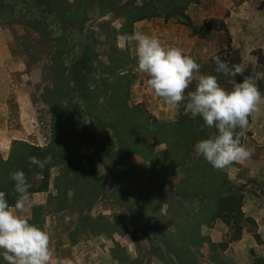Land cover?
Instances as JSON below:
<instances>
[{
    "label": "trees",
    "instance_id": "16d2710c",
    "mask_svg": "<svg viewBox=\"0 0 264 264\" xmlns=\"http://www.w3.org/2000/svg\"><path fill=\"white\" fill-rule=\"evenodd\" d=\"M195 1L197 0H142L139 4L138 0H130L127 5L123 6L119 5L122 0H108L107 2L112 7H118L117 16L125 18L122 29L116 30L117 35L119 33L128 36L133 33V26L136 22L161 17V8L165 10L164 17L166 20L174 17L181 18L195 34H199L203 29L229 33L225 21L222 20H206L203 28L195 26L186 14L188 6ZM10 9L13 11L11 12ZM2 10L5 11V14H2L4 13L1 12ZM86 17L87 14L82 11L80 6V0L74 4L68 0H0V26L16 23L26 25L38 33L40 32L45 41L55 42L57 51L53 57V67H56L53 75L54 80L62 82L63 89L47 86L42 94L43 103L49 106L53 113L50 142L46 146H37L27 141L14 140L8 159L5 160L0 153V191L8 193L11 205H14L17 199V194L14 192V182L10 179L12 171L23 170L25 172L32 185L30 193L33 197L36 193L47 192L51 184L52 170L59 166L63 167L64 173L58 175L54 181L57 194H50L46 205L31 206V217L28 219L41 228H44L46 217L49 214L65 210V201L69 191L74 192L73 199L75 201L82 200L85 196L91 197L90 204L79 208L81 216L85 209H90L92 204L105 192L106 177H99L91 165L86 168L80 154H72L70 139L80 141L89 148L99 146L101 142L104 145V158L110 176L117 183V172L112 167L113 165L111 167L110 165L118 157L125 159L134 153L148 154L149 139H153L156 143H166L170 154L173 156L171 162L184 167L195 150L194 145L199 140L212 135L199 117L192 118L190 115L181 114L179 120L174 124H160L140 106H130V88L135 81V76L128 70L121 71L113 80L103 78L100 87L93 91L89 90L85 96L83 91L87 86L86 71L79 78L84 81V84L79 83L75 78L79 72L72 77L69 73L71 69L70 60L75 59V57L84 60L83 66L85 68L94 66L93 46L88 44V39L82 32ZM254 54L257 56L259 64L264 66V54L261 51L254 52ZM136 62L137 60H131L128 63L132 65ZM119 67L120 70L126 69L127 63L121 64ZM194 88L195 86L192 85L191 89ZM99 90L105 91L106 96L102 95V100L95 103L94 99ZM59 93L60 96L58 97ZM62 100L69 102L72 107L70 112L78 118L79 126L76 125L77 129L74 133L70 131V121L65 118L66 110L61 104ZM152 124L154 128L150 127ZM132 130L136 131L134 137H132L134 132L130 133ZM49 155L52 157V163L43 170L30 165L28 162V158L31 156L42 160ZM189 169V181L193 179V183H196V180L200 179V185L199 188L189 187V191L184 192V194L201 196L199 209L196 208V203V210H194L196 213L194 212V216L190 218L198 220L195 222L198 228L203 223L212 224L217 219L222 220L234 229L231 241L240 240L243 233L242 205L245 186L234 190L235 186L229 180L225 169H214L202 156ZM37 175H41L42 178L35 182L34 177ZM197 175L198 178H196ZM116 193L125 196L127 202L137 201V196L132 192L129 196L126 189L120 191L116 189ZM139 201L143 203L141 200H138V203ZM127 210L130 211L132 218L130 225L143 231V235L155 243V248L159 253L167 252L170 254L171 248L175 252L181 249V244L178 245L180 248H176L174 242L166 239L167 229L161 228V239H158L156 233L152 234L140 216L138 208L130 207ZM119 220H123L124 226L127 227L124 214L108 218L102 215L96 219L83 218L81 220L82 225H79L76 234L89 231L92 235L105 233L111 238L114 233L131 235L127 229L124 232L118 229ZM188 232L197 233L192 228ZM190 243L192 244V242ZM137 246L140 248L139 244ZM221 246L224 247L227 244ZM210 247L215 248L216 245L210 243ZM113 251L121 264L129 261L125 250L118 243H116ZM172 259L178 264L186 263L178 255ZM0 264H4L2 258H0ZM190 264L195 263L190 262ZM255 264H264V258H255Z\"/></svg>",
    "mask_w": 264,
    "mask_h": 264
},
{
    "label": "crops",
    "instance_id": "0c3cea01",
    "mask_svg": "<svg viewBox=\"0 0 264 264\" xmlns=\"http://www.w3.org/2000/svg\"><path fill=\"white\" fill-rule=\"evenodd\" d=\"M68 1L72 4L77 2V0ZM129 2L130 0H122L119 5H127ZM141 2L142 0H138L139 4ZM231 2L233 3V0H226L222 8L220 0H199V3L197 0L188 6L186 14L195 26L203 28L207 18H224L226 16L224 14L231 9ZM160 14L161 17L159 18L136 22L133 26V32L142 31L158 37L167 46L179 47L200 65H203L206 60L213 57L217 49L221 47L219 40L207 39L208 30L203 29L199 34H195L181 18L174 17L166 20L164 8L160 9ZM236 15V9H232L231 17L225 20V24L230 35L231 48L240 57L238 66L242 69L243 74L238 75L231 82L233 83L231 89L236 83L241 82L244 77H248L264 93V66L259 64L257 57L253 55L254 51H262L264 54V10L259 11L256 15H246L245 12V16L251 18L249 20L245 18L237 27H234L233 19ZM89 19L86 23L84 22L82 32L85 31V24L87 25L90 21ZM117 21L119 26L116 30L120 31L125 24V18L118 16ZM117 37L118 48L131 53L132 60H136L134 42L130 43L126 39V35L118 33ZM2 43L4 42L0 40V64L4 63L8 57V53H5L6 47H2ZM211 49H215V51L208 52ZM9 65L10 62L6 66L9 68ZM132 66L131 72L135 76V83L132 87L129 105L144 104L143 110L148 111L160 124L176 123L180 118L179 107L165 104L161 99L155 97L146 85H142V81H145L147 77L138 71L137 62L132 63ZM200 74L206 75L201 69ZM150 127L153 128V124ZM241 139L242 144L252 150L251 157L244 162L233 163L225 169L229 180L235 186L234 190L245 186L242 205L243 233L240 240L231 241L234 229L222 220L217 219L212 224L203 223L198 228L195 221H185L180 216L181 213L177 215V213L174 214L170 210L174 207L172 206L174 203L175 207L178 205L187 207L185 205H189L195 213L196 211L194 210H196L197 203L196 208L199 209L201 196L196 197L184 194V192L189 191V168L195 164L189 162L184 166L185 168L175 165L171 162V157L173 156L170 154L168 145L166 143H156L153 139H149L148 154L134 153L124 159V163H122L124 169L120 170L118 168V182L115 183L117 185L115 187L110 186L109 178L111 177L107 176L106 172L91 165L96 169L99 177H106V188L105 192L92 204V207L85 209L82 216L79 213L80 203L75 204L82 200L75 201L73 199L74 192L69 191L65 201V210L59 213H51L46 217L44 228L51 235V247L54 252L51 264H121L113 251L116 243L125 250L129 260L125 264H178L172 259L175 255L183 258L186 261L185 264H190V262L195 264H255V258H264V195L261 193L264 190V103L261 104V112L259 114H253L249 117V126L243 132ZM14 140L21 139L14 136L9 142H5L4 148L0 147V153L5 160L8 159ZM7 146L9 148L5 150ZM5 154H7L6 157H4ZM84 155L86 154L80 153L82 159L87 157ZM83 164L86 168L88 167V164L84 162ZM168 173L171 174L169 175ZM57 176L52 175L51 184L47 192L33 195L31 206L46 205L50 194H57L54 187V181ZM37 177L39 180L42 178L41 175H37ZM196 178H198V175ZM116 189L119 191L126 189L129 196L132 192L137 196V201L132 200L130 203L126 201L125 197L124 203L117 205L118 203L112 200L111 208L107 206L101 208L99 205L100 200L105 196L112 198ZM138 195H141L145 201L141 202L140 206H137L138 200L141 199ZM157 200L164 201L163 203H156ZM101 205L104 204L101 203ZM31 206L26 212L27 218L31 217ZM130 207L138 208L140 216H142L143 212L145 214L157 210L162 215L168 216V222L170 221L168 224H171L169 226L173 228H166L167 231H170L166 234V239L174 242L176 248H180L178 245L181 244V249L175 252L171 248L170 254L167 252L161 254L156 250L155 243L144 235L138 241L140 246L138 248L129 234L114 233L112 238L105 233L92 235L89 231L76 234L79 226L77 228L72 227L70 230L66 226L67 223L61 222L63 219L62 215L67 213L68 210L74 209V212H77L82 220L87 218L85 213L88 212L91 218L95 219L94 212L97 208L102 209L103 214L109 213L112 208H117L119 215L124 214L127 224H130L132 218L130 211L127 210ZM103 214H99V216H105ZM81 222L78 225H82ZM161 225L155 230L158 239H161L160 237L162 236L161 233H158L161 232ZM191 228L196 230L197 233L188 232ZM210 243L215 244L216 247H210ZM222 244H227V246L223 247L221 246ZM141 246L144 247V250L141 249ZM161 257H164V259H161Z\"/></svg>",
    "mask_w": 264,
    "mask_h": 264
},
{
    "label": "rangeland",
    "instance_id": "374dc122",
    "mask_svg": "<svg viewBox=\"0 0 264 264\" xmlns=\"http://www.w3.org/2000/svg\"><path fill=\"white\" fill-rule=\"evenodd\" d=\"M107 1L108 0H80V6L82 7L83 12L87 14L84 22L86 23L90 18V21L87 23V25L85 24L84 34L88 39V44L93 46L92 51L94 58H92L94 66L85 68V66H83L84 60H82L80 57H75V59L70 60L71 69L69 75L72 77L76 75L77 72H79V75L75 78H77L79 83L82 82V84H84V81H81L79 78L81 77V74L86 71L87 86L83 91L85 96L89 90L93 91L100 87L103 78L106 77L113 80V78H116V76L119 75L121 71H131L133 67L128 63L132 60L131 53L118 48V37L116 32V29L119 26L117 21L118 16L116 15V10L118 7H112ZM220 2H222L221 7L223 8L226 0H220ZM207 4H209V2H207ZM230 4L231 9L225 14L223 13L226 15L224 18L217 19V17H214L213 19L225 21L227 18L231 17V10L236 9L237 15L233 19V26L237 27L242 22V20H245V18H248V20L251 18L248 16L246 17L245 12L246 15H256L259 11L264 10V0H233V3L231 2ZM14 5L16 6L15 3ZM12 11L13 9L11 12ZM1 12H4L2 14H5L4 10ZM207 20L211 19L207 18ZM206 37L207 39L210 38L219 40L221 43V47L217 49V52L213 57H221V59L225 61L230 68L239 65L240 57L233 50V48H231V39L229 33L225 31H209L206 34ZM0 40L4 42L1 44L2 47H6L5 53H8L7 59L4 61V63L0 64V147L4 148L5 142H9L14 136L37 146H46L51 140V123L53 113L51 108L43 103L42 94L44 93V90L47 86H55V89L60 90L63 89L62 82L59 80H54L53 75L55 74L54 69L56 68L53 67V57L57 52L55 49V42L45 41L40 32L38 33L34 29L29 28L21 23L0 26ZM213 51H215V49L208 50V52ZM254 52L253 55L256 56ZM213 57L206 60L205 63L201 65L200 69L203 70L206 75L217 76L221 86L230 91L231 87L233 86V83L231 82L237 77L233 78L231 76H225L223 73H217V65ZM8 62H10L9 68L6 66ZM124 63H127L126 69L120 70V67L118 68V66ZM134 83L135 82L132 83L130 88V97ZM142 85H145V81H142ZM193 85L195 86V82ZM97 94L98 95H96L94 99L95 103L102 100L103 96H106V92L103 90H99ZM59 96L60 93L58 94V97ZM61 104H63L64 109L66 110L64 113L66 120L70 121V131L74 133L77 129L76 125L79 124L78 118L72 112H70L72 107L67 100H62ZM137 106H140L142 109L144 108V104ZM179 114L180 116L181 114H184L182 107H179ZM207 129L211 131L212 135L215 134L214 128ZM131 132H134V134ZM130 133L133 135L132 137L136 136V131L132 130ZM70 140L71 141H69V143L71 145L72 154H86L84 156L87 157L82 159L84 160V163L96 166L99 168V170L106 172L105 174L107 176L109 175V177H111L104 158V145L101 142L99 146L89 148L82 142L76 141L73 138ZM182 142L183 140L181 141V144ZM8 148L9 147L7 146L5 150ZM6 156L7 154L4 155V157ZM200 156L201 155L197 154L194 150L187 160V164L189 162L196 164ZM122 163H124V159L118 157L113 161V164L109 165L110 167L113 165L112 167H114L116 172H118V168L120 170L124 169ZM63 173L64 169L62 166L56 167L52 170L53 176H57V174L61 175ZM168 174L170 175L171 173ZM34 181H39L37 176L34 177ZM109 182L111 187L117 186L111 178H109ZM193 182L194 180L190 179L188 186L190 188H199L200 179H197L196 183ZM261 193L264 195V190H262ZM138 196L141 197V195ZM112 200H115L116 203H118L117 205H119L122 202L124 203L125 196L119 193H114L112 198L105 196L100 200L99 205L101 208L104 206L111 208L113 204ZM140 200L144 202L142 197ZM164 200H157L156 203H163ZM172 202L174 203V201ZM90 203L91 197L85 196L81 202H76L75 204L82 206V204L86 205ZM101 203L104 205H101ZM140 204L141 202L137 203V206H140ZM172 206L174 207H172L170 210H172L174 214L177 213V215L178 213H181L180 216H182L185 221H198L192 220L190 218L194 216L191 206L185 205L187 207H182L178 205L175 207V203ZM112 209L109 212L111 214H103L102 209L97 208L94 212V218H98L99 214H103L107 218L119 215V210L117 208ZM74 211V209L68 210L67 213L62 215L63 219L61 222L67 223L66 226L70 230L72 227L77 228L79 226V222L81 221L79 214ZM85 214H87V217L89 216L91 218L89 212ZM160 214L161 213L158 210L150 211L145 214L143 212L142 214V219L152 234L156 233L155 230L160 226V224H162L161 227L164 230L166 228L168 229L169 227L170 229L173 228L169 226L171 224H168L170 223V221L168 222L169 217ZM111 220L114 222L113 219ZM125 223L127 224V222ZM117 225L118 229L122 232H124L126 229L127 231L129 230L131 232V239H133V241L138 244L139 239L143 236V231L134 228L130 224H127V227H125L123 220H119ZM141 249L144 250V247L141 246Z\"/></svg>",
    "mask_w": 264,
    "mask_h": 264
},
{
    "label": "clouds",
    "instance_id": "9594fccd",
    "mask_svg": "<svg viewBox=\"0 0 264 264\" xmlns=\"http://www.w3.org/2000/svg\"><path fill=\"white\" fill-rule=\"evenodd\" d=\"M126 39L135 44L137 69L146 75L145 85L165 104L182 107L184 115L199 117L215 134L199 140L194 149L214 169L224 170L233 163L244 162L252 150L242 144L241 137L249 126V117L261 112L264 93L253 80L244 77L229 91L215 75H201V65L181 48L165 45L158 37L134 31ZM217 73L236 78L243 71L229 65L219 56L213 57ZM195 82V88L191 86ZM239 129V131H237ZM30 165L43 170L52 157L28 158ZM17 199L9 203L8 193L0 191V258L4 264H51V235L29 221L32 187L23 170L10 173ZM15 209V210H14Z\"/></svg>",
    "mask_w": 264,
    "mask_h": 264
}]
</instances>
